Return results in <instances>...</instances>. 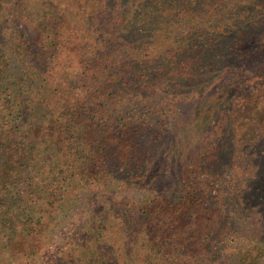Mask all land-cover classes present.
Wrapping results in <instances>:
<instances>
[{
  "label": "trees",
  "instance_id": "trees-1",
  "mask_svg": "<svg viewBox=\"0 0 264 264\" xmlns=\"http://www.w3.org/2000/svg\"><path fill=\"white\" fill-rule=\"evenodd\" d=\"M95 190L88 264H264V0H0V264H76L40 256Z\"/></svg>",
  "mask_w": 264,
  "mask_h": 264
},
{
  "label": "rangeland",
  "instance_id": "rangeland-1",
  "mask_svg": "<svg viewBox=\"0 0 264 264\" xmlns=\"http://www.w3.org/2000/svg\"><path fill=\"white\" fill-rule=\"evenodd\" d=\"M179 109L182 111V113L184 115L185 122L187 123L190 120V115L188 114V108L185 106H180ZM205 132H203L202 136L198 138L201 142H199L191 150L192 156H193V151H195L196 148H200L203 145V142L205 140H207V138L209 137V132H206V133ZM194 154H196V151L194 152ZM192 156H190V157H192ZM189 159L190 158L187 159V162L179 160V161H177V164L175 166H173V162H172V165L170 166V164L167 163L168 161L165 160L158 167V169L160 170L159 175L161 176L162 174H165V176L167 177V178H164L166 180L165 185L163 188L162 187L159 188V192L164 193L166 195H171L169 197V199H171V200H174V197L177 194L176 193L174 195H172V194H173V192H175V190H177L180 187V184H181V181L179 182V173H180L183 166L186 167ZM178 168H179V172H178L177 176L173 179L174 180V182H173L172 181L173 175L178 170ZM173 188H175V189H173ZM149 189H150L149 186H145L141 190L131 189V190H128L124 193H122L120 191V194L116 195L114 197L113 202L114 203L125 202L128 204L139 206L141 203V199H146V198H144V195H145V192L148 191ZM213 193L214 192H212V194ZM108 207H109L108 201L104 197L102 191H96L95 190L94 197H92L90 200H88L86 202L80 201L79 204L77 205L76 217H74L72 219V221L70 222V224L65 226L62 230L51 235L50 239L52 240V244H50V247L47 250H44V248H43V250H42L43 254L40 256V258L45 263H49V262H51V260L53 258H56V256L59 255V252L62 253L61 256H66V255L68 256V254L70 253V250L73 249L71 244L73 243L74 239L80 238L83 235L81 228L87 222L88 215H90L92 212L99 211V210L105 211L108 209ZM200 209L198 211L193 212V215L190 219V226L192 227V230H196L195 228H202L195 223V222H197V219L199 217L203 218V222H204L203 226H205L206 214H204V216H201V214L199 212ZM110 228H112V227H110ZM79 232L81 233L80 235H78ZM125 237L126 236L121 235V233L117 232L116 229L112 228V229L108 230V233L104 236V239H106V245L108 247H111L112 245L118 244L120 241L123 240V238L125 239ZM136 237H139V236L136 235ZM86 238L87 237H84V239H86ZM133 238H134V240L137 239L135 237H133ZM43 246H44V244L40 241H36V242L30 241L29 242L25 239H19L16 243L13 244L12 248H13V252L15 254H17L19 256H24V254L29 252L32 248H40ZM58 248H61V249L58 250ZM143 250L144 249H143L142 245L139 244V245L135 246L133 244L132 249L129 251L130 252L129 254H130V257L132 260L129 257L125 264H133L132 262H137L138 261L137 257L139 255H141V253H142V256L144 255ZM73 251L75 252L76 257H77L76 260L78 261V262H76V264H78L80 260L83 262V264H88L87 263L88 261L86 262L83 259H84V257H89V259H90V255L87 252H85L83 248L73 249ZM10 252L13 253L12 250ZM115 258L117 259L115 261L117 263H115V264H123L120 260L123 258H119V257H115ZM21 259H23V258H21ZM220 261H222V258H220ZM107 264H114V261L108 260ZM215 264H218V263H215Z\"/></svg>",
  "mask_w": 264,
  "mask_h": 264
}]
</instances>
